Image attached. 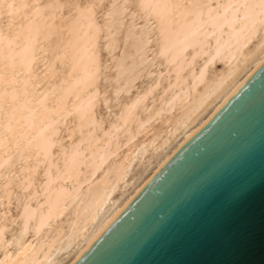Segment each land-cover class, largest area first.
<instances>
[{
	"label": "bare ground",
	"instance_id": "bare-ground-1",
	"mask_svg": "<svg viewBox=\"0 0 264 264\" xmlns=\"http://www.w3.org/2000/svg\"><path fill=\"white\" fill-rule=\"evenodd\" d=\"M133 1L132 59L103 62L120 10L99 21L100 0H0V264H72L264 62V0ZM150 57L156 77L107 123L99 105L149 76Z\"/></svg>",
	"mask_w": 264,
	"mask_h": 264
},
{
	"label": "water",
	"instance_id": "water-1",
	"mask_svg": "<svg viewBox=\"0 0 264 264\" xmlns=\"http://www.w3.org/2000/svg\"><path fill=\"white\" fill-rule=\"evenodd\" d=\"M72 264H264V62Z\"/></svg>",
	"mask_w": 264,
	"mask_h": 264
},
{
	"label": "rangeland",
	"instance_id": "rangeland-1",
	"mask_svg": "<svg viewBox=\"0 0 264 264\" xmlns=\"http://www.w3.org/2000/svg\"><path fill=\"white\" fill-rule=\"evenodd\" d=\"M85 1L86 0H80L81 3H84ZM123 4L125 5V9H122ZM136 8H137L136 4L133 0H100V2H98V5H96L99 21H103V12H105V10L107 9H115L118 11L120 10L121 12L119 14L120 17L116 24V28L110 37L114 43V47L110 48V50L109 48L104 49L105 47L101 49L100 55H101V60L103 62H106L109 58H111L112 54L114 57L125 58L127 61L132 59V53L135 51H132L133 47L132 48L130 47V42L128 41L129 39H127V36L131 33L132 42L136 43L135 34L137 33V29H139L143 21L140 13L138 12V10H136ZM105 34L106 33L104 29L102 33V39H101V44L103 45L107 41V39H105ZM153 50H155L154 41H151L149 44H147L144 52L148 54L149 56H151L153 53ZM150 60L152 64L149 68L151 70L149 76L139 77V79H137L134 82V84L132 85V88L128 91V93L122 92L120 94H111L110 97H112L113 99L110 97H107V99L103 101L104 103L102 102L99 105L98 115H102L106 122L107 121L109 122L112 119L114 112H116L117 110L116 102L117 103L118 101L122 102V101H125L128 97H132L133 95L137 93L138 90H140L142 87L147 85L151 80H154V78L156 77L157 71H158V68H157L158 61L154 60L153 57H150ZM139 67L141 68V65H139ZM221 68H222L221 63H217L216 65H214L213 71L219 70ZM159 69L163 70L164 68L163 66H159ZM113 75H114V70L112 66L109 63H106V65L103 66L102 75L99 80V87H101L102 89L104 88L109 89V86L113 87L115 84ZM164 85H165V82H164ZM149 102L151 103L150 99L148 100V104ZM64 133H65V128L63 127L59 133V136H64L63 139H66V133L65 134ZM144 135L145 134H143V136ZM140 166L141 165L138 159L132 168V173L134 174L138 170H140L141 169ZM29 236L30 234L27 237Z\"/></svg>",
	"mask_w": 264,
	"mask_h": 264
}]
</instances>
